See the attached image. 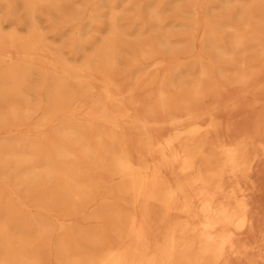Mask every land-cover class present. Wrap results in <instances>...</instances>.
<instances>
[{
  "label": "bare ground",
  "instance_id": "6f19581e",
  "mask_svg": "<svg viewBox=\"0 0 264 264\" xmlns=\"http://www.w3.org/2000/svg\"><path fill=\"white\" fill-rule=\"evenodd\" d=\"M79 2L0 0V264H264V0Z\"/></svg>",
  "mask_w": 264,
  "mask_h": 264
},
{
  "label": "rangeland",
  "instance_id": "374dc122",
  "mask_svg": "<svg viewBox=\"0 0 264 264\" xmlns=\"http://www.w3.org/2000/svg\"><path fill=\"white\" fill-rule=\"evenodd\" d=\"M74 1H75L76 5H80L79 0H74ZM182 6L186 10L197 8V6L192 5L190 2H185L182 4ZM70 7L74 8V4H71ZM172 7H173V5H169L167 8L171 9ZM130 11H132V10H130ZM211 12H214V10ZM216 12H218V11H216ZM216 12H214V13L217 14ZM131 13H134V12H131ZM188 13H186L185 16L190 17L191 14H188ZM19 14L21 15L23 13L21 12ZM22 16L24 19L26 18V16L24 14ZM172 26H173V24H170L167 29L168 30L174 29V28H172ZM200 28H203V27H200ZM175 30H178V29H175ZM93 35H97V34H95V32H93ZM186 42L187 43H184L183 46L188 44L187 49H185V50L184 49H176L174 52H171L169 54V56L167 57V60L169 62H174L178 59L185 60L187 58H190L192 56L197 55V51H198L199 46L197 44L192 45L189 43V41H186ZM191 46H193L194 48ZM147 72L155 76V75L161 74L163 72V68H159L157 66H150L148 68ZM260 77L264 78V71L262 72V74H260ZM145 85H147V84L145 83ZM145 85L143 86V88L145 87ZM262 85H264V83H261L260 85H258V87H261ZM260 92L262 93V91H260ZM237 93L238 92L235 91V86H231L230 92L227 93V96L225 98L219 97L217 95L209 96L206 100L205 106L207 105V106L211 107V106H213V104H219L222 107V109L219 113L222 117L226 118V116L228 114V110L225 109V106L227 105V102L229 101L228 98L234 97ZM145 96H144L143 90L141 89L140 94H138V101H139L138 104L142 107H144L145 105H147L149 103L148 98H146ZM252 97L253 96L238 100L240 107L237 110H233L234 114H236V118H238L240 120L241 124L244 122L248 123L255 114V108H252L249 106V103L252 101ZM162 127L163 126H158V128L155 129L156 133H162L163 130L166 129V128L162 129ZM262 181L264 182V176L262 178Z\"/></svg>",
  "mask_w": 264,
  "mask_h": 264
}]
</instances>
